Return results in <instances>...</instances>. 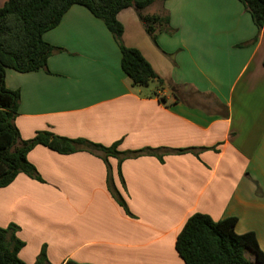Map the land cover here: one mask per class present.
<instances>
[{
  "label": "crops",
  "instance_id": "obj_1",
  "mask_svg": "<svg viewBox=\"0 0 264 264\" xmlns=\"http://www.w3.org/2000/svg\"><path fill=\"white\" fill-rule=\"evenodd\" d=\"M140 13L167 24L149 35L124 9L121 43L162 84L133 86L105 24L76 5L43 35L57 49L45 69L6 70L19 93L16 147L49 132L121 153L28 152L40 180L21 173L0 189V227H17L25 264L42 248L46 264H184L175 242L195 213L235 217V233L253 232L264 253L263 30L238 0L155 1Z\"/></svg>",
  "mask_w": 264,
  "mask_h": 264
},
{
  "label": "trees",
  "instance_id": "obj_2",
  "mask_svg": "<svg viewBox=\"0 0 264 264\" xmlns=\"http://www.w3.org/2000/svg\"><path fill=\"white\" fill-rule=\"evenodd\" d=\"M155 1L166 0H6L0 7V189L9 186L18 174L40 180L27 154L36 146L68 155L81 148L102 151L105 156H119L116 145L103 147L80 139L58 137L49 132H38L33 139L19 141V132L13 124L19 103L18 91L5 86L6 70L18 73L45 69L47 60L57 50L43 40L45 32L55 28L72 6L85 8L101 20L117 42L121 53V68L133 86L146 87L150 82L162 84L148 61L135 48L121 43L123 25L117 15L127 8L138 12L147 34H153L156 25L167 24L166 18L143 16L140 12ZM249 13L254 25L264 34V0H238ZM154 36V35H153ZM154 40V37H153ZM264 66V62H263ZM237 219L228 217L214 221L209 216L195 213L180 229L175 252L184 264H254L245 257L250 251L256 264H264V253L253 232L236 234ZM17 227H0V264H25L19 258L25 243L16 237ZM34 264H46L42 248ZM65 264H78L72 260Z\"/></svg>",
  "mask_w": 264,
  "mask_h": 264
},
{
  "label": "rangeland",
  "instance_id": "obj_3",
  "mask_svg": "<svg viewBox=\"0 0 264 264\" xmlns=\"http://www.w3.org/2000/svg\"><path fill=\"white\" fill-rule=\"evenodd\" d=\"M143 24V23H142ZM143 26H144V24H143ZM245 257L247 258V259H249L250 261H252L254 264H256L254 261H255V256H254V254L252 253V252H250V251H246L245 252Z\"/></svg>",
  "mask_w": 264,
  "mask_h": 264
}]
</instances>
